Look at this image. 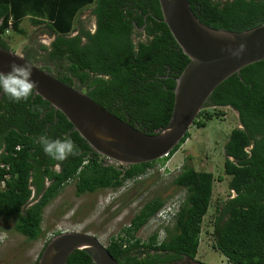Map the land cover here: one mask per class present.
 <instances>
[{"label":"trees","instance_id":"1","mask_svg":"<svg viewBox=\"0 0 264 264\" xmlns=\"http://www.w3.org/2000/svg\"><path fill=\"white\" fill-rule=\"evenodd\" d=\"M188 2L195 17L212 29L243 31L264 23V0ZM87 8L95 21L93 31L79 23ZM26 18L53 37L48 46L30 47L28 61L43 62L42 70L142 132L153 133L166 126L175 82L188 58L161 21L158 0H0V48L10 50L8 33L24 36L20 25ZM224 108L236 114L240 127L231 130L223 146V178L230 195L215 207L210 233L213 247L228 264H264V60L219 84L192 127L204 129L208 122L225 116ZM41 135L71 137L75 154L63 161L51 159L39 143ZM189 137L188 131L157 161L133 166L106 164L66 117L34 92L20 103L3 95L0 217L15 218L14 231L36 241L43 236L45 207L66 186L73 183L78 196L118 189L157 162L170 160ZM189 159L173 179L184 195L175 219L165 228L166 236L160 239L158 232L146 240L136 236L166 203L154 197L128 226L110 237L106 248L118 264H175L195 259L203 219L212 201L214 175L195 169L187 163ZM66 264L93 263L84 252L75 251Z\"/></svg>","mask_w":264,"mask_h":264},{"label":"water","instance_id":"2","mask_svg":"<svg viewBox=\"0 0 264 264\" xmlns=\"http://www.w3.org/2000/svg\"><path fill=\"white\" fill-rule=\"evenodd\" d=\"M158 2L161 21L188 63L175 82L170 118L165 127L153 133L142 132L122 121L19 52L0 48V72H10L13 63L28 62L33 68L31 79L39 84L34 94L61 112L98 155L125 166L157 161L180 143L219 84L242 68L264 60V23L243 31L212 29L195 17L188 0ZM242 43L246 46L244 52L234 56L232 53ZM3 95L0 92V101ZM75 251L84 252L93 264H118L97 237L78 231L60 232L51 237L37 264H66Z\"/></svg>","mask_w":264,"mask_h":264},{"label":"rangeland","instance_id":"3","mask_svg":"<svg viewBox=\"0 0 264 264\" xmlns=\"http://www.w3.org/2000/svg\"><path fill=\"white\" fill-rule=\"evenodd\" d=\"M89 10L85 9L79 17V23L88 28L94 22L89 17ZM20 26L24 30V36L8 33L11 35V39H8L9 48L13 52L24 55L30 47L48 46L52 41V36L40 31L41 28L33 25L28 18L24 19ZM34 65L42 67L44 64L37 61ZM222 110L225 116L208 122L204 129L191 126L189 139L170 160L164 164L157 162L143 176L126 182L118 189H100L78 196L73 183L66 186L45 207L42 221L43 236L36 241H28L14 231L15 218L0 217V237H4V242L0 243V264H34L46 239L60 232L89 233L99 238L106 247L110 237L128 226L147 201L154 197L165 199L166 202L178 197L183 198V190L173 184V179L187 157L190 158L187 161L189 165L214 175L213 196L208 213L203 219L195 262L184 259L175 264H228L227 259L214 249L210 233L216 215L215 207L230 195L227 180L223 178L225 159L223 146L231 130L240 126L232 110L229 108ZM218 175L222 178L217 179ZM154 218L156 219L155 215ZM165 228L150 222L141 228L136 236L146 240L150 234L158 232L160 239H163L166 236Z\"/></svg>","mask_w":264,"mask_h":264},{"label":"clouds","instance_id":"4","mask_svg":"<svg viewBox=\"0 0 264 264\" xmlns=\"http://www.w3.org/2000/svg\"><path fill=\"white\" fill-rule=\"evenodd\" d=\"M245 47L246 46L243 43L240 44L237 50L232 54L236 57H239L244 52ZM15 56L19 57L20 59H24L22 55L17 54ZM10 68L11 71L6 74L0 72V92L6 95L9 98L10 102L20 103L21 101H27L29 97L33 95L34 90H38L39 88L38 82L31 79L33 72L32 66L28 62L23 65L13 63L10 65ZM39 143L44 153L48 157L56 161L65 160L69 155L75 154L76 150V145L69 136H65L63 139H51L47 135H41L39 138ZM103 158L105 159V157ZM180 200H176V215L179 212L178 205L180 204ZM175 217L169 222L164 223L163 221H159L157 218L155 219L153 216L150 222H153L154 224L161 227H167L173 222ZM3 238L4 237H0V243L4 242Z\"/></svg>","mask_w":264,"mask_h":264},{"label":"built area","instance_id":"5","mask_svg":"<svg viewBox=\"0 0 264 264\" xmlns=\"http://www.w3.org/2000/svg\"><path fill=\"white\" fill-rule=\"evenodd\" d=\"M104 162L106 164H114L115 166L120 165V164L115 163L111 160H107L106 158L104 159ZM176 212H177V208H176L175 204L173 203L171 205L164 206L162 209H160L158 211V213L156 214V218L159 221H163L164 223H166L175 217Z\"/></svg>","mask_w":264,"mask_h":264},{"label":"flooded vegetation","instance_id":"6","mask_svg":"<svg viewBox=\"0 0 264 264\" xmlns=\"http://www.w3.org/2000/svg\"><path fill=\"white\" fill-rule=\"evenodd\" d=\"M90 30H92V31L95 30V21L93 22V24H92ZM52 40H53V38H52ZM51 42H52V41H51ZM51 42H50V43H51ZM50 43H49V44H50ZM26 55H27V53H24V56H25V57H26ZM177 199L180 200L179 197H178V198H175V199H173V200L171 199L170 201L166 202V203L163 205V207H164V206H167V205H171V204H173V203L176 204V200H177ZM180 203H181V201H180ZM212 224H213V222H212ZM211 226H212V225H211ZM190 261L195 262V260H190Z\"/></svg>","mask_w":264,"mask_h":264}]
</instances>
